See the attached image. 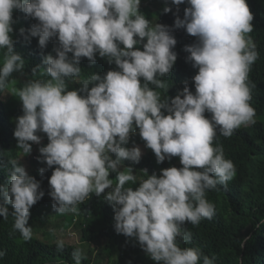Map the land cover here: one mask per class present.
Returning <instances> with one entry per match:
<instances>
[{
	"label": "clouds",
	"instance_id": "9594fccd",
	"mask_svg": "<svg viewBox=\"0 0 264 264\" xmlns=\"http://www.w3.org/2000/svg\"><path fill=\"white\" fill-rule=\"evenodd\" d=\"M171 2L179 6L185 0ZM187 4L184 18L177 15L172 29L161 14L162 4L157 7L154 0H0L4 50L0 92L25 66L14 51V10L38 20L25 40L38 37L42 49L51 39L58 41L55 56L45 55L43 67L32 69L34 78L13 89L23 112L14 130L17 147L30 154L32 143H41L37 133L46 134L49 142L39 153L48 168L56 166L49 179L56 212L75 213L90 193L99 197L110 189L105 200L115 212V231L136 238L156 264H216L215 256L210 258L198 247H181L179 241L192 239L185 223L198 225L215 215L206 191L227 187L235 175V165L225 158L223 147L213 144L217 130L231 137L255 116L249 103L254 85L248 75L259 53L247 35L253 31L254 16L246 0H187ZM171 10L167 4L163 8L164 13ZM150 14L157 16L148 20ZM19 31L24 35L26 30ZM177 37L194 42L184 51L198 72L191 81L178 84L174 98L161 100L149 85L166 87L157 77L173 68ZM97 54L116 69L103 76L93 73L80 88L68 90L66 80L81 73V58L95 64ZM131 138H141L143 149L154 152L158 165L179 157L182 167L147 175L135 189L125 187L135 180L128 161L139 163L147 153V148L125 147L134 143ZM10 163L9 182L0 185V217L8 218L11 205L13 227L28 241L30 209L45 193L24 166L16 160ZM39 171L43 175L46 169ZM142 172L147 174L146 169ZM110 173H116L115 184ZM246 242L244 238L239 246ZM63 247L58 241L57 250ZM71 255L74 264H81L80 249Z\"/></svg>",
	"mask_w": 264,
	"mask_h": 264
},
{
	"label": "trees",
	"instance_id": "16d2710c",
	"mask_svg": "<svg viewBox=\"0 0 264 264\" xmlns=\"http://www.w3.org/2000/svg\"><path fill=\"white\" fill-rule=\"evenodd\" d=\"M246 2L254 16L253 31L248 36L256 44L259 53L248 75V80L254 85L251 87L249 103L255 110V116L251 123L236 129L231 137H224L217 130L213 144L223 147L225 158L235 165V175L227 182V187L218 185L216 189L206 191V198L215 205V215L211 220H201L198 225L185 223L183 227L191 231L192 239L187 243L179 241L181 247H198L210 258L215 256L216 264H264V0H246ZM154 3L157 7L162 4L161 14L164 18L167 17V26L172 29L176 16L183 19L184 10L189 7L187 0L179 6L172 4L171 0H154ZM166 4L172 9L168 13L163 12ZM156 16L150 14L146 18L153 20ZM13 19L15 20L12 33L15 41L14 51L22 56L25 66L22 72H15L9 77V84L16 80L26 82L33 79L32 69L38 65L43 67V57L48 54L55 56L53 49L58 46L56 38L51 39L43 49L39 46L38 37H31L30 42L25 40L27 30L38 23V20L18 10H14ZM21 28L26 30L24 35L20 34ZM183 32H186L184 28ZM175 39L177 43L173 51L177 53V60L168 75L157 77L165 82L166 87L161 89L149 85L162 95L161 100L167 96L170 99L174 98L178 94V84L191 81L198 72V69L192 66V62L187 60L190 53L184 51L186 45H192L194 42L178 41V37ZM139 47L143 50L142 45ZM3 52L4 50L0 49V66L3 64ZM69 55L71 56V53ZM79 66L81 67L79 76L66 80L68 90L80 88V83L93 73L103 76L107 71L116 69L114 63L109 64L106 58H101L98 54L95 64H91L87 58H81ZM188 87L195 93L194 84ZM6 92L7 89L0 92V185H7L9 182V172L12 168L10 161H18L29 175L40 182V190L45 193L30 209L29 226L32 230L38 222L36 216L42 209L51 206V211L57 219L75 221L72 231L79 237L81 245H88L89 252L84 253L81 247L64 241L63 250L58 251L57 242L46 244L33 237L28 241L23 240L21 234L13 227L14 217L11 215L13 209L9 205L8 218L0 217V251L5 253L0 257V264H74L71 254L75 249L82 251L81 264H156L142 250L138 241H133L134 237H126L115 231V212L105 200L110 189H106L99 197L94 192L90 193L77 205L75 213L56 212L49 195L51 191L49 179L56 166L48 168L39 153V148L49 142L47 135L37 133L41 136V143L30 142L32 143L30 154L25 155L17 147L14 130L17 118L23 115L22 105L18 96L8 99ZM205 116L211 118L210 113L206 112ZM137 131L139 132L138 129ZM125 147L130 148V142ZM113 158H115L114 154ZM179 161V157H173L170 161L165 159L164 162L159 163L160 168L173 166L180 168L182 165ZM156 163L155 154L151 149L141 157L139 163L128 161V167L133 168L135 180L128 182L125 187H133V189L138 187L139 182L146 179L147 175L155 173ZM41 168L46 169L43 175L39 171ZM145 169L147 174L142 172ZM109 178L113 179L115 184L116 173H110ZM2 202L3 197L0 196V203ZM244 238H247V242L240 247V241ZM92 246L96 250H92ZM113 250L119 252L117 262H112Z\"/></svg>",
	"mask_w": 264,
	"mask_h": 264
},
{
	"label": "rangeland",
	"instance_id": "374dc122",
	"mask_svg": "<svg viewBox=\"0 0 264 264\" xmlns=\"http://www.w3.org/2000/svg\"><path fill=\"white\" fill-rule=\"evenodd\" d=\"M147 1L148 0H146V2ZM139 11L143 14L145 13L143 9H140V7H139ZM24 83L25 81L23 80H16L10 83L9 87L7 88L6 97L10 99L13 96H17L13 91V89L22 87ZM161 96L162 95L160 94V97ZM20 104L22 105V102H20ZM132 140L133 139L131 138V141ZM146 148L143 150L145 151ZM148 150L149 148H147V151ZM22 160L24 159L22 158ZM123 164L126 165L127 161L126 160L123 161ZM155 173L158 174V176L161 174L160 164L158 165V163H156ZM36 218L38 219V222L34 225L32 230V237L35 238L36 240L46 244H53L58 241H64L68 244H75L76 246L81 247L84 253L89 252L88 245H81L79 241V237L72 231V227L75 221L69 219H57L51 211V206H47L45 209H42L39 215L36 216ZM61 234H67V236L61 237L60 236ZM133 241H137L136 238H133ZM91 249L96 250V248L93 246L91 247ZM117 251L113 250L112 262H117V255L119 253Z\"/></svg>",
	"mask_w": 264,
	"mask_h": 264
},
{
	"label": "crops",
	"instance_id": "0c3cea01",
	"mask_svg": "<svg viewBox=\"0 0 264 264\" xmlns=\"http://www.w3.org/2000/svg\"><path fill=\"white\" fill-rule=\"evenodd\" d=\"M133 141H134V143L131 141L132 145L130 146V148L135 145V146H138L141 149V151H142L144 146H145L144 145V141L141 138H136ZM144 154H145V152L142 153V155H144Z\"/></svg>",
	"mask_w": 264,
	"mask_h": 264
}]
</instances>
